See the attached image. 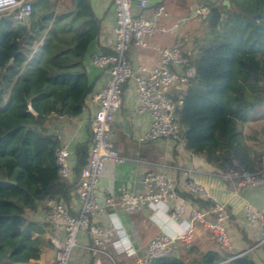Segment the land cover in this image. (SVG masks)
Here are the masks:
<instances>
[{
  "label": "trees",
  "instance_id": "1",
  "mask_svg": "<svg viewBox=\"0 0 264 264\" xmlns=\"http://www.w3.org/2000/svg\"><path fill=\"white\" fill-rule=\"evenodd\" d=\"M26 1L25 23L15 20L18 8L0 11V264H36L41 240L34 234L44 233L46 223L27 213L45 199L60 200L73 213L71 193L89 142L76 145L75 179L64 180L55 159L60 141L50 126L81 113L93 87L84 57L101 27L91 0H69L63 10L59 0ZM227 1L205 0L208 42L184 54L195 73L181 89L179 135L188 151L221 174L234 168L233 159L255 172L257 155L239 126L264 118V0ZM181 195L198 206L213 204ZM181 244L182 256L150 264H257L249 252L221 244ZM259 246L264 250V239Z\"/></svg>",
  "mask_w": 264,
  "mask_h": 264
},
{
  "label": "built area",
  "instance_id": "2",
  "mask_svg": "<svg viewBox=\"0 0 264 264\" xmlns=\"http://www.w3.org/2000/svg\"><path fill=\"white\" fill-rule=\"evenodd\" d=\"M111 1L115 40L109 52L95 51L90 55L91 66L104 74V81L92 95L95 110L87 162L74 189L79 202L78 209L73 214L60 200H44L45 220L53 228L49 234V242L55 251L51 264H130L117 260L106 248L115 228L103 225L100 216L105 215L109 207L118 208L127 215H135L145 207L154 212L163 208V218L179 227L176 233L162 230L152 235L140 254L130 244L124 246L122 250L134 258L131 264H150L155 258L175 255L179 244L191 242L195 222H200L207 228L215 243L227 247L228 224L239 214L243 215L247 224L261 228L262 242L264 212L248 202L237 191V187L264 186V168L256 172L231 170L225 174L200 173L189 169L183 184L184 191L192 196L211 200L213 204H192L188 219L182 218L184 203L173 178L164 172L147 170L143 174L141 192L123 187L116 197H100L98 181L105 163L120 160L111 138L110 127L120 109L122 89L127 82L134 83L137 112L149 117L147 128L138 136V141L166 139L173 144L183 143L178 123V112L183 104L181 89L194 75V67L188 63L176 43L158 48L159 64L151 67H133L126 57V51L131 45L146 47L150 37L169 33L173 26L179 24V20L208 14L207 7L199 6L182 19L171 23L168 22L170 13L163 4L148 9L147 0H140L138 11H135L134 0ZM13 8H18L15 13L16 22L25 23L31 4L26 0H0V11ZM173 87L177 89L175 96L171 93ZM68 155L67 147L60 145L55 159L60 178L72 182L75 174ZM234 178L237 182L230 188L227 180ZM169 202H174L170 211ZM121 227L126 231L122 222Z\"/></svg>",
  "mask_w": 264,
  "mask_h": 264
},
{
  "label": "crops",
  "instance_id": "3",
  "mask_svg": "<svg viewBox=\"0 0 264 264\" xmlns=\"http://www.w3.org/2000/svg\"><path fill=\"white\" fill-rule=\"evenodd\" d=\"M62 2V10L68 5L69 0ZM205 0H156L155 5L163 4L170 13L168 22L173 23L189 14L195 7L204 6ZM224 4V3H223ZM91 7L96 16L101 18L99 35L90 45L84 57L89 81L93 84L91 91L86 97L81 113L75 117L54 120L50 131L57 135L60 145L68 149V157L72 164L75 163V147L79 143L89 142L91 139V123L94 116L95 104L92 100L93 92L103 83L104 74L96 70L90 64V55L95 51H110L114 38V16L111 0H91ZM143 12V11H140ZM149 12V11H148ZM177 26H173L169 33L160 34L148 39L146 47L131 45L126 51V57L133 67L145 65L148 67L159 64L157 49L169 46L173 43L179 45L184 54L190 55L198 52V47L207 43L206 32L208 30L205 16H197L186 20H179ZM177 89L171 88L175 94ZM149 117L145 113L137 112V99L133 81L127 82L122 89V101L120 109L111 124L110 133L114 146L117 149L120 160L105 163L103 172L98 181V191L101 198L107 196L116 197L121 188L131 191H143V174L147 170L164 172L171 176L175 182L176 190L183 199V219L189 218L190 207L193 204L188 198L182 196L184 181L189 169L200 173L210 172L205 167L210 166L195 157L188 151L183 143H172L166 139L149 140L139 142L138 136L147 128ZM264 121L263 119L247 121L245 123ZM89 147V145H88ZM237 191L251 204L264 212V186H239ZM174 202H169V211ZM78 198L74 190L71 193L70 209L73 213L78 209ZM158 209L154 212L145 207L143 211L135 215H127L118 208L109 207L105 215L100 216L101 223L105 226H114L115 231L106 248L117 260L132 263L133 256H128L122 248L131 245L140 254L150 237L162 230L176 233L179 227L169 219L163 218ZM27 217L45 225V232L41 235L34 234L40 241V257L36 264H51L55 251L49 242V234L53 231L52 226L45 220L44 201L39 204L36 211H29ZM121 222L126 228L122 229ZM260 227L249 225L243 215L233 217L228 224L229 245L228 250L236 252H249L255 258L257 264H264V250L259 246ZM126 237L129 239L126 240ZM201 249L215 248V244L207 228L200 222L193 225V238L190 243ZM180 245V244H179ZM105 261V260H104ZM106 262V261H105ZM74 264H76L74 262ZM86 264H91L86 262Z\"/></svg>",
  "mask_w": 264,
  "mask_h": 264
},
{
  "label": "rangeland",
  "instance_id": "4",
  "mask_svg": "<svg viewBox=\"0 0 264 264\" xmlns=\"http://www.w3.org/2000/svg\"><path fill=\"white\" fill-rule=\"evenodd\" d=\"M220 1H221L220 2L221 4L228 3L227 0H220ZM239 128L242 132V135H243V138L246 144L251 149V152L257 155V170L256 171L261 170L262 168H264V153H261L264 150V121L252 122V123L250 122L241 123ZM232 164L234 167L232 169L233 172H238L241 170L238 166V162L235 159L232 160ZM205 170L214 172L216 174H221L211 166L205 167ZM236 182H237V179L235 178L233 180H229V181L227 180V184L230 188H233ZM259 243H261V240H259ZM182 248H183V245L180 244L177 249V253H176L177 255H180V256L183 255L181 252ZM77 256L80 257L79 252H77Z\"/></svg>",
  "mask_w": 264,
  "mask_h": 264
},
{
  "label": "water",
  "instance_id": "5",
  "mask_svg": "<svg viewBox=\"0 0 264 264\" xmlns=\"http://www.w3.org/2000/svg\"><path fill=\"white\" fill-rule=\"evenodd\" d=\"M139 1L140 0H134L133 1V7H134V10L135 11H138V8H139ZM156 0H147V5L148 6H151L152 4H154Z\"/></svg>",
  "mask_w": 264,
  "mask_h": 264
}]
</instances>
